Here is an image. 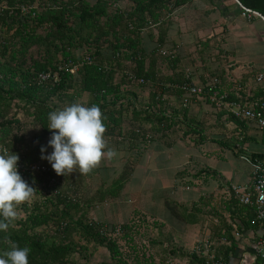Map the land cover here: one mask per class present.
Instances as JSON below:
<instances>
[{
	"label": "crops",
	"instance_id": "crops-1",
	"mask_svg": "<svg viewBox=\"0 0 264 264\" xmlns=\"http://www.w3.org/2000/svg\"><path fill=\"white\" fill-rule=\"evenodd\" d=\"M118 5L129 11L133 4ZM166 21L162 42L161 26L141 33L142 49L154 59L153 86L121 85V123L115 136H105L116 157L87 175L77 170L63 176L61 191L75 187L81 208L91 209L100 222L122 224L134 215L152 219L161 231L155 263L192 264L183 256L212 257L233 237L239 260L228 264H254L262 231L241 225L246 216L235 204L234 190L250 186V162L264 157V130L234 119L228 105L248 106L264 97V23L242 15L230 0H186ZM125 69L133 65L126 62L117 75ZM184 80L213 85L224 97L222 106L193 98L183 106L176 87ZM131 107L171 120L163 128L143 123L144 115L135 122ZM136 128L154 129L152 140L131 139Z\"/></svg>",
	"mask_w": 264,
	"mask_h": 264
},
{
	"label": "trees",
	"instance_id": "trees-1",
	"mask_svg": "<svg viewBox=\"0 0 264 264\" xmlns=\"http://www.w3.org/2000/svg\"><path fill=\"white\" fill-rule=\"evenodd\" d=\"M120 1L124 0H113L115 3ZM128 1L133 4L129 11L115 9L108 12V0H95L92 4L88 0H53L51 5L41 11L32 8L35 0H0L3 3L0 7V142L9 151L19 155L18 163L49 164L46 159H41V147L46 148L45 156L53 150L48 147L50 131L47 117L49 112L58 108L49 103L50 99L74 103L81 94L87 93L85 106H98L104 117L105 136H115L114 132L121 123L120 109L125 104V99L120 97L121 85L126 83L124 75L119 79L115 77V70H120L126 62H130L136 78L155 82L154 59H150L142 49L141 33L150 25L157 24L161 26L158 41L162 42L167 17L172 9L186 0ZM240 2L264 17V0ZM23 7L28 8L29 18L21 16ZM163 11L165 15H162ZM36 45L44 46L37 60L29 55V50ZM84 47L94 50L89 56L78 60L72 52ZM60 60L63 63L58 65ZM64 65H78L77 73L71 75ZM59 66L61 69H58ZM103 66L110 69H104ZM47 71L57 72L59 81L37 83V74ZM155 99L156 96H152V100ZM250 104L264 106V97ZM131 108L132 120L135 122L140 115H144L143 123L163 128L171 120L161 112L146 110L143 113L135 107ZM11 112L13 114L7 120ZM24 115L41 130V136L37 137L38 143L31 147L19 146L17 143L22 142L21 137L24 136L17 132L13 135V128L18 130L20 125L23 126V119L17 116L24 118ZM144 131L136 128L130 132V138L144 143L151 141L154 129L150 131L148 140L142 135ZM50 174L57 176L51 169L49 174L44 175L27 173L24 180L30 185L41 178L46 182ZM69 185L74 187L75 184ZM117 186L119 188L120 184ZM70 190L71 194L77 192L75 187ZM54 196V200L45 198L44 202L23 207L25 216L16 220L7 233L0 232V253L7 249L2 241L8 236L20 247L31 249L29 264H77L71 258L77 247L71 235L77 233L85 245L93 243L104 246L116 264L128 263L121 258L117 243L100 232L104 227L106 234H110L116 225L87 220L79 195L71 198L60 190ZM46 203H49V207ZM235 204L246 216V220L241 221L244 229L249 228L254 232L260 228L264 241V225L256 220L254 209L238 201ZM136 217L138 215L132 216L121 227L126 231L137 227L136 223L130 225ZM229 231L226 230L227 233ZM227 240L229 246L221 247L217 255H212V261L228 264L231 258L239 260L236 255L240 251L238 243L233 237ZM183 257H187L192 264L209 262L208 255ZM136 264L140 263L136 261ZM144 264H154V261L147 258ZM254 264H262L260 257L255 256Z\"/></svg>",
	"mask_w": 264,
	"mask_h": 264
},
{
	"label": "clouds",
	"instance_id": "clouds-1",
	"mask_svg": "<svg viewBox=\"0 0 264 264\" xmlns=\"http://www.w3.org/2000/svg\"><path fill=\"white\" fill-rule=\"evenodd\" d=\"M47 128L52 132L48 147L53 151L44 155L58 176L70 175L78 170L87 175L102 160H112L116 151L105 139L106 126L101 109L86 107L76 102L48 113ZM19 155L0 145V232L7 233L19 218L18 207L35 197L36 189L18 172ZM7 249L0 253V264H29V247H20L8 236L3 239Z\"/></svg>",
	"mask_w": 264,
	"mask_h": 264
},
{
	"label": "built area",
	"instance_id": "built-area-1",
	"mask_svg": "<svg viewBox=\"0 0 264 264\" xmlns=\"http://www.w3.org/2000/svg\"><path fill=\"white\" fill-rule=\"evenodd\" d=\"M237 8H239L242 11V15L248 16V17H258L262 22L264 23V17L260 15L259 13L252 11L250 9H247L244 7L238 0H230ZM118 5V2L115 3L113 0H108L107 8L108 12H112L115 9H118L122 11ZM157 24L150 25L149 27L156 26ZM162 56H165V52L160 53ZM130 63V62H128ZM133 65V64H132ZM64 67L68 70V72L71 75H75L77 73L78 65H64ZM104 69H110L108 66H103ZM58 69H61V66L58 67ZM122 71L123 73L121 75L115 70V77L120 78L122 75L125 76L126 84L135 85V86H153V83L150 81H145L142 78H136L134 73L129 70ZM260 78H258V81ZM59 81V77L57 72H42L37 74L36 82L43 84L47 82H53L57 83ZM177 89L180 90L182 94V105L187 106L188 102L191 98L196 100H203L207 99L214 103L216 107L222 106V100L224 97H219L217 95V92L215 91V87L213 85H209L206 87H197L193 86L189 81L184 80L182 83L178 84ZM159 98L156 97V100ZM228 109L234 119L237 120H248L252 121L256 124L258 129L264 130V106L263 105H239L234 103H229ZM15 110V108H14ZM20 120H22L21 117L17 116ZM23 124V123H22ZM20 129H24V126L20 125ZM142 135L145 137L146 140H148L151 137L150 131L146 130L142 133ZM0 145L4 146L1 142ZM5 147V146H4ZM53 151V150H52ZM51 154V152L48 153V155ZM247 160V159H246ZM251 164V184L249 187L244 188H237L235 189V196L239 204L244 206H250L254 209L256 220L261 224L264 225V157L261 159H256L253 162H250ZM18 172L21 175L23 179H25V176L27 173L29 174H38V175H44L49 174L51 171L50 165L43 162H36L29 165H25L22 163H18L17 165ZM60 183L59 177L50 174L46 179L47 186L50 187H58ZM188 189V187L186 188ZM72 190H70L71 192ZM66 193V196L69 197H77V192L74 193ZM60 193V190L54 191V195ZM138 219L140 222H149L148 220H151V222L154 223V221L150 218H145L144 216H139L136 218H133V222H131V226L135 224L134 227L128 231L124 230L121 227V224L116 225L114 230L109 232L110 234H106V229L103 227L101 228L100 232L103 236H106L108 238H111L114 240L118 247L120 246L119 242L125 247V245H128L127 239L130 233H133L135 231H139V224ZM135 220V221H134ZM237 236V233L235 234ZM144 244V243H143ZM145 245L143 247V254L145 252ZM255 255L260 257L262 260V264H264V241H260L256 248H255ZM209 262H206L205 264H223V262L220 261H212V257H209Z\"/></svg>",
	"mask_w": 264,
	"mask_h": 264
},
{
	"label": "rangeland",
	"instance_id": "rangeland-1",
	"mask_svg": "<svg viewBox=\"0 0 264 264\" xmlns=\"http://www.w3.org/2000/svg\"><path fill=\"white\" fill-rule=\"evenodd\" d=\"M52 1L53 0H35V2L32 5V8L36 9L37 11H41L44 7L51 5ZM63 1H66V0H63ZM88 1L89 3L92 4L94 3L95 0H88ZM2 5L3 3L0 2V7ZM21 16L29 18L27 7L22 8ZM43 47H44L43 45L33 46L29 50V55L33 59L37 60L42 54ZM85 50H87L86 47L74 49L72 53H74L75 57L79 60V59L89 56L90 53H92L94 49L93 48L88 49L87 52H85ZM62 61L63 60H60L58 65H61L63 63ZM132 86L133 87H131V89L137 90L138 87H135V85H132ZM87 99H88L87 93L81 94L78 98H76L74 103L79 102L85 106ZM49 103L52 105H55L57 108H62L66 105L73 104L69 101H65V100L58 101L55 99H50ZM12 112L11 114L9 113L7 120H10L11 118L10 115L13 114ZM22 119H23L22 123H23L24 129L21 130L19 128L20 130L19 129L17 130L16 128H13V135L15 132H17V133H20V135L24 136V137H21L22 142L17 143L19 146L31 147L33 144L38 143L37 137L41 136V130L39 129V127H37L36 124L31 123L30 118H28L27 116L24 115V118ZM51 136H52V132L50 131V135L48 137L51 138ZM50 168L52 169L51 165H50ZM59 179H60V183L58 187L47 186L46 182L44 181V178L38 179V182L31 184V185L30 183H28V181L25 180L30 186L34 187L37 192L33 199H31L30 201L18 207L19 218L17 220L25 216V212L23 210V207L25 205H33L35 203L44 202L45 198L53 199V197H55L54 191L61 190V182H62L63 176H59ZM46 206L49 207V203H46ZM59 207L61 208V206ZM83 212L86 213L87 220H92V221L94 220V221L100 222L93 213L91 214V209L84 208ZM75 218L76 217H74V219ZM148 221L149 222L144 221L143 224L139 226V231H135L131 234V236H128L129 238L127 239L129 243L128 245H125L124 247L119 242L120 244L119 252L121 253V258L126 260L129 264H136V261L140 264H144L145 261H147V258H150L152 261H155L154 253L156 252V250L159 251L160 253V249L158 247L159 242L157 241L161 233L160 228L158 225L151 222V220H148ZM116 225H119V224L117 223ZM71 237H72L73 243L77 245L75 252L73 253L71 258L77 264H116V260L109 254V252L104 246H98L93 243H90L89 245H85L83 241L80 240V237L78 236L77 233H72ZM49 241L47 242L49 243ZM144 245L146 248L143 254ZM84 247L86 248L85 250H84ZM154 264H158V261L156 263L154 262Z\"/></svg>",
	"mask_w": 264,
	"mask_h": 264
},
{
	"label": "water",
	"instance_id": "water-1",
	"mask_svg": "<svg viewBox=\"0 0 264 264\" xmlns=\"http://www.w3.org/2000/svg\"><path fill=\"white\" fill-rule=\"evenodd\" d=\"M240 2V0H238ZM241 3V2H240ZM242 4V3H241Z\"/></svg>",
	"mask_w": 264,
	"mask_h": 264
}]
</instances>
